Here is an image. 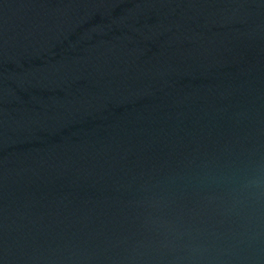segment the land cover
Returning <instances> with one entry per match:
<instances>
[{
	"label": "water",
	"instance_id": "obj_1",
	"mask_svg": "<svg viewBox=\"0 0 264 264\" xmlns=\"http://www.w3.org/2000/svg\"><path fill=\"white\" fill-rule=\"evenodd\" d=\"M264 0H0V264H264Z\"/></svg>",
	"mask_w": 264,
	"mask_h": 264
},
{
	"label": "clouds",
	"instance_id": "obj_2",
	"mask_svg": "<svg viewBox=\"0 0 264 264\" xmlns=\"http://www.w3.org/2000/svg\"><path fill=\"white\" fill-rule=\"evenodd\" d=\"M242 191L258 201L261 195L264 194V177L255 175L245 178Z\"/></svg>",
	"mask_w": 264,
	"mask_h": 264
}]
</instances>
